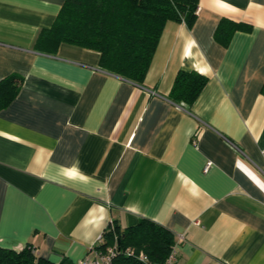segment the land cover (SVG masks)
Returning a JSON list of instances; mask_svg holds the SVG:
<instances>
[{
  "label": "crops",
  "instance_id": "obj_1",
  "mask_svg": "<svg viewBox=\"0 0 264 264\" xmlns=\"http://www.w3.org/2000/svg\"><path fill=\"white\" fill-rule=\"evenodd\" d=\"M63 1L0 0V79L23 78L0 109V245L75 264L145 217L172 231L178 264H264V0L167 20L142 84L94 49L33 48ZM222 17L243 26L227 45ZM178 69L208 78L190 110L168 98Z\"/></svg>",
  "mask_w": 264,
  "mask_h": 264
},
{
  "label": "trees",
  "instance_id": "obj_2",
  "mask_svg": "<svg viewBox=\"0 0 264 264\" xmlns=\"http://www.w3.org/2000/svg\"><path fill=\"white\" fill-rule=\"evenodd\" d=\"M197 5L198 0H64L52 25L39 30L33 48L54 54L61 42H68L94 49L99 52L100 67L142 84L165 22H183L191 28ZM242 27L222 17L213 36L227 45L233 32ZM22 79L14 72L0 79V109L16 96ZM207 80L195 69H178L168 98L190 110ZM103 237V242L96 245L99 248L119 238L111 264H143L137 258L139 251L152 263L164 264L175 243L170 229L145 217L123 229L113 223L103 230ZM0 264L54 263L36 254L31 244H25L20 249L0 245ZM58 264L74 263L63 259Z\"/></svg>",
  "mask_w": 264,
  "mask_h": 264
},
{
  "label": "built area",
  "instance_id": "obj_3",
  "mask_svg": "<svg viewBox=\"0 0 264 264\" xmlns=\"http://www.w3.org/2000/svg\"><path fill=\"white\" fill-rule=\"evenodd\" d=\"M262 153H264V147H262ZM211 162L207 161L206 164L203 167V170L206 171L208 167L210 166ZM103 231L98 236V240L103 242ZM128 252H132L131 250H127ZM117 253V242L114 241L112 244L105 246L104 248H99L96 245H91L88 249V252L79 258L76 261V264H111L113 258L115 257ZM137 258L143 263V264H154L152 263L148 256L142 252L139 251L137 254ZM58 264V263H57ZM164 264H178L176 259V251H175V243L171 248L170 253L168 254Z\"/></svg>",
  "mask_w": 264,
  "mask_h": 264
},
{
  "label": "water",
  "instance_id": "obj_4",
  "mask_svg": "<svg viewBox=\"0 0 264 264\" xmlns=\"http://www.w3.org/2000/svg\"><path fill=\"white\" fill-rule=\"evenodd\" d=\"M117 242H119V238L117 239Z\"/></svg>",
  "mask_w": 264,
  "mask_h": 264
}]
</instances>
